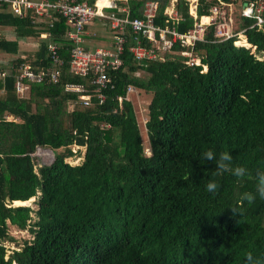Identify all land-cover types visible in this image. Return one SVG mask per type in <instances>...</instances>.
I'll return each mask as SVG.
<instances>
[{
    "label": "trees",
    "instance_id": "1",
    "mask_svg": "<svg viewBox=\"0 0 264 264\" xmlns=\"http://www.w3.org/2000/svg\"><path fill=\"white\" fill-rule=\"evenodd\" d=\"M146 1L116 0L105 10L133 19L143 16ZM155 1V24L175 25L179 32L214 7L216 22L228 19L232 7L235 35L217 36L214 22L192 45L178 42L156 58L137 59L130 50L136 33L127 25L123 64L110 70L113 86L103 102L90 77L67 67L57 82L46 76L17 94L15 73L22 63L49 73L56 66L48 44L57 43L67 63L74 42L65 18L54 14L51 25L31 10L17 15L0 1V27L16 34L0 31V53L18 56L12 74L0 77V264H246L249 251L264 257V200L243 202L242 216L231 210L244 192L255 190L257 169L264 170V29L241 14L252 0H197V18L190 0H175L181 17L175 24L166 12L173 0ZM92 20L101 28L96 38L112 46L110 20ZM241 30L254 51L245 38L236 44ZM20 37L40 39L38 48L22 56ZM183 51L198 63H189ZM69 82L85 84L90 103L67 91ZM130 85L149 98L144 124L129 97L133 92L127 95ZM39 146L50 149L53 159L36 154ZM81 147L83 161H67ZM208 150L217 156L230 151L233 167L251 175H215V162L203 159ZM209 181L219 185L216 193L206 191ZM34 196L37 220L31 224L33 208L23 202ZM10 225L29 227L34 238L6 257L5 241L14 239Z\"/></svg>",
    "mask_w": 264,
    "mask_h": 264
},
{
    "label": "built area",
    "instance_id": "2",
    "mask_svg": "<svg viewBox=\"0 0 264 264\" xmlns=\"http://www.w3.org/2000/svg\"><path fill=\"white\" fill-rule=\"evenodd\" d=\"M2 1V0H0ZM10 4L12 11L17 15L24 16L27 10L34 11L39 17L46 19L47 22L53 24L54 14L65 18L70 29L68 36L72 38L74 44L70 51L69 61L64 60L60 53V47L55 42L48 44V52L51 56L56 68L48 73L44 69L35 70L29 63L20 65L21 72L17 77V93L23 96L29 89V82H40L46 76H50L51 80L57 82L61 70L67 67L68 72L73 74L90 77L91 84L94 85L93 91L98 94L101 102L106 99L105 90L113 86L110 76V70H115L123 64L122 54L126 45V26L131 25L136 33L135 39L137 44L130 48L132 54L137 59L156 58L163 55L165 51L170 50L174 44L180 42L183 45H192L197 40L202 39L203 25L195 22V26L185 32H179L175 25L161 27L155 24L154 19L158 10V2L155 0H147L143 10L142 17L130 19L129 17H121L113 12H107L106 7L116 6V0H110L107 6L102 8L96 7V3L79 0H3ZM127 11V8H125ZM213 12L218 14L216 7ZM169 13V12H168ZM242 15L256 19V24L262 26L264 24V0H252L246 2L242 9ZM108 18L113 28V40L110 47H99L94 50L85 48L82 44L83 35L86 32V26L94 17ZM173 24L181 18L178 13H169ZM226 21L216 23V35L221 38H230L234 34L228 29ZM140 35H144L152 43V46L146 47L143 44ZM43 36H47L43 33ZM187 55H193L191 51H183ZM189 63L197 62L189 61ZM7 71L0 70V76H6ZM66 90L77 92L80 94L83 103H90L92 94L85 84L69 82L66 84ZM128 93L134 92L136 88L132 85L128 86ZM122 97H119L121 102ZM128 98V96H127ZM11 118V117H9ZM45 148L38 147L37 153L43 157ZM41 151V153H39ZM51 153H53L51 151ZM53 158L54 155L50 154Z\"/></svg>",
    "mask_w": 264,
    "mask_h": 264
},
{
    "label": "rangeland",
    "instance_id": "3",
    "mask_svg": "<svg viewBox=\"0 0 264 264\" xmlns=\"http://www.w3.org/2000/svg\"><path fill=\"white\" fill-rule=\"evenodd\" d=\"M196 1L197 0H190L189 3L191 5V8L195 7L196 4L194 2H196ZM235 14H236V10L232 14L233 19H234V22H233L234 25L236 22ZM231 27H233V24ZM0 28L2 29L3 27H0ZM15 36H16V34L14 33V35L11 36V38H15ZM19 41H20V45H21V52L23 54H28L32 51H35L38 48V45L40 43V39H32L31 37H20ZM105 45L106 44H104V43H97V46H105ZM0 55H2V56L5 55L9 58L17 56V54H3V53L2 54L0 53ZM187 56H189V61H193V60L195 61V59H196L194 57V55H187ZM262 58H264V55ZM129 97L133 101L135 111L137 114V118L139 119V121L142 124H144L146 122V113H147L146 105L149 102V98H147V96L144 93H140V92H139V94L133 92ZM142 132H143V136H144L143 141H144V144L146 147V151H147V153H150V151H151L150 147H149L150 145H149V141L147 139L145 129H143ZM74 148L77 150V146H74ZM81 148H82L81 153H76V155H74L72 157H68L67 161L71 162L72 164H78V163L82 162L84 159L85 148H83V147H81ZM36 153H37V151H36ZM39 153H41V151ZM50 154L53 155V153H51V150L45 149L43 151L42 155H43L45 160L50 161L51 159H53ZM26 204L32 206V208H33L32 215H34V218L31 220V224H33L37 220V216L35 214V209H37V197L34 196V197L30 198ZM9 234L14 239H12V240L9 239V240L5 241L6 257H9L14 250H20L22 248V245L25 242V240L30 241L34 238V234L30 231L29 227L26 229H21L15 225H10Z\"/></svg>",
    "mask_w": 264,
    "mask_h": 264
},
{
    "label": "clouds",
    "instance_id": "4",
    "mask_svg": "<svg viewBox=\"0 0 264 264\" xmlns=\"http://www.w3.org/2000/svg\"><path fill=\"white\" fill-rule=\"evenodd\" d=\"M203 159L206 161H214L216 164V173L215 175H222L224 173H231L236 177L243 178L245 176H250L249 170L243 166L233 167V156L230 154V151H222L217 154L213 150H208L203 153ZM219 188V185L215 181H209L206 184V191L210 193H216ZM257 197L261 200H264V170L257 169L255 173V190L244 192L240 197L239 207H232V214L236 216L243 215V202L247 204H253ZM246 264H264V257H258L249 251L245 253Z\"/></svg>",
    "mask_w": 264,
    "mask_h": 264
},
{
    "label": "crops",
    "instance_id": "5",
    "mask_svg": "<svg viewBox=\"0 0 264 264\" xmlns=\"http://www.w3.org/2000/svg\"><path fill=\"white\" fill-rule=\"evenodd\" d=\"M83 1H87V0H83ZM96 1L97 0H95L93 3H96ZM88 2V1H87ZM174 2H175V0H173L172 1V3H170L171 5L170 6H168L167 7V9H166V12L168 13H177V10H176V8H175V4H174ZM197 2V1H196ZM195 3V2H194ZM196 4V3H195ZM245 6V3H243V5H242V8H241V14H242V9H243V7ZM196 7H197V5H195V7L194 8H191V5H190V13L195 17V18H197V12H196ZM233 8L232 7H230V16H229V18L227 19V18H224V19H226V20H224V21H226L227 22V26H228V29H230L231 31H232V33L235 35V32H233V30H232V28H231V26H232V24H233V22H234V19H233V16H232V13H231V10H232ZM168 13V14H169ZM205 17H209L210 18V20L209 21H207V22H204V20H203V18H205ZM218 19V14H215L213 11H212V13L210 14V15H204V16H201L199 19L197 18V20H196V22H198V23H201L202 25H203V33H204V31H205V28L208 26V25H210V24H212V23H214V22H216V20ZM218 22V21H217ZM216 22V23H217ZM257 24H256V19H255V21H254V24H253V26H256ZM95 26V27H94ZM259 28H262V29H264V24L262 25V26H259V25H257ZM192 29V28H191ZM3 30H5L6 32V35L8 36V37H11V36H13L14 35V33L15 32H13V31H11L10 29H5V28H0V31H3ZM100 30H101V28L99 27V26H96V24L93 22V20L88 24V26L86 27V32L84 33V35H83V41H82V44H83V46L85 47V48H88V49H90V50H94V49H96V48H99V47H108V46H110V43H111V41H106L105 39H98V38H96V37H98V35H97V33H96V31L97 32H100ZM104 30V29H103ZM102 32H104V31H102ZM244 32V30H241V31H239L238 32V39L236 40V44L237 45H240V44H238L237 43V41H241L243 38H245L246 40H247V42H249L248 41V37H247V35L246 34H244L243 33ZM10 35V36H9ZM103 36H105V33L104 34H102ZM15 38H16V36H15ZM33 39V38H32ZM97 43H104V44H106L105 46H97ZM242 46H246V45H242ZM246 47H250V48H252V50H255V48H256V46H254L252 43H250L249 42V44H248V46H246ZM22 56H25V54H21ZM16 57H18V56H16ZM16 57H7V56H2V55H0V62H4L5 64V66H7V67H5V68H2V69H0V70H5V71H7V75H11L12 74V72H13V63H12V61H13V59L14 58H16ZM13 65V66H12ZM19 74L20 73H15V85H16V90H17V77L19 76ZM6 75V76H7ZM2 79H5V76L3 77V76H0ZM28 85L30 86V83H28ZM30 88V87H29ZM29 90V89H28ZM27 90V91H28ZM18 94V93H17Z\"/></svg>",
    "mask_w": 264,
    "mask_h": 264
},
{
    "label": "bare ground",
    "instance_id": "6",
    "mask_svg": "<svg viewBox=\"0 0 264 264\" xmlns=\"http://www.w3.org/2000/svg\"><path fill=\"white\" fill-rule=\"evenodd\" d=\"M103 6H107L106 4L104 3H100V0H97L96 1V7H99V8H102ZM28 201H24L23 203L26 204ZM28 205V204H27Z\"/></svg>",
    "mask_w": 264,
    "mask_h": 264
}]
</instances>
